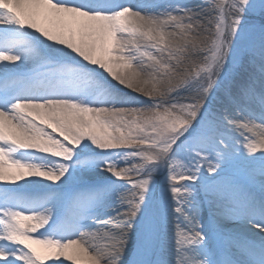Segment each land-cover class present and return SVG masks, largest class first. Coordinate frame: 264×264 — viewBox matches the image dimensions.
Masks as SVG:
<instances>
[{"label":"snow or ice","instance_id":"1","mask_svg":"<svg viewBox=\"0 0 264 264\" xmlns=\"http://www.w3.org/2000/svg\"><path fill=\"white\" fill-rule=\"evenodd\" d=\"M0 264H264V0H0Z\"/></svg>","mask_w":264,"mask_h":264}]
</instances>
